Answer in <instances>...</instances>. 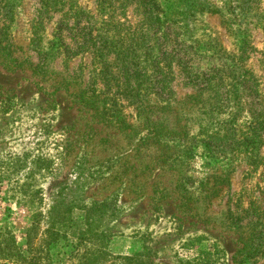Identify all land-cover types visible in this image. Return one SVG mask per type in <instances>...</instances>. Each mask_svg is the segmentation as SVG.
Wrapping results in <instances>:
<instances>
[{
    "label": "rangeland",
    "instance_id": "obj_1",
    "mask_svg": "<svg viewBox=\"0 0 264 264\" xmlns=\"http://www.w3.org/2000/svg\"><path fill=\"white\" fill-rule=\"evenodd\" d=\"M0 264H264V0H0Z\"/></svg>",
    "mask_w": 264,
    "mask_h": 264
},
{
    "label": "trees",
    "instance_id": "obj_2",
    "mask_svg": "<svg viewBox=\"0 0 264 264\" xmlns=\"http://www.w3.org/2000/svg\"><path fill=\"white\" fill-rule=\"evenodd\" d=\"M4 49H6V45L4 46ZM173 111H174V108L172 110H165V109H163L162 110V114H172ZM148 113L152 114V111L151 110H148ZM104 115L105 116L107 115V111H105V110H104ZM152 116H153V114L151 115V118L149 120L153 122V124H152L153 126H157V128H158V132L156 131V135L155 136H160L162 131H163V134L164 133H171V132H174L175 131L176 126L173 123H172L171 127H169L168 125H167V127H165L163 120H157V121L154 120L153 121L152 120ZM106 120L110 122L111 119H110V117H107ZM162 140L163 141L166 140V135H163V139ZM163 146H167V145H163ZM164 148L165 149H170L171 152H175L176 149L178 148V144L177 143H174V145L172 147H170V148L169 147H164ZM171 156H173V154L172 155H169V157H171ZM172 164L175 165V162L173 161Z\"/></svg>",
    "mask_w": 264,
    "mask_h": 264
}]
</instances>
